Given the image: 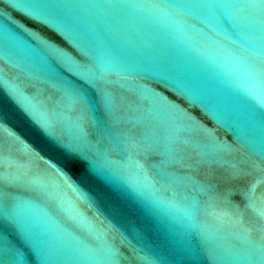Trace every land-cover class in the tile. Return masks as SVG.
<instances>
[{
	"label": "water",
	"instance_id": "water-1",
	"mask_svg": "<svg viewBox=\"0 0 264 264\" xmlns=\"http://www.w3.org/2000/svg\"><path fill=\"white\" fill-rule=\"evenodd\" d=\"M57 32L88 71L47 42L71 52ZM57 65L123 79L136 103L101 117ZM249 72L264 76V0H0V213L38 264H264V235L211 214L189 178L205 169H174L168 151L264 163ZM136 129L158 163L129 146Z\"/></svg>",
	"mask_w": 264,
	"mask_h": 264
},
{
	"label": "snow or ice",
	"instance_id": "snow-or-ice-1",
	"mask_svg": "<svg viewBox=\"0 0 264 264\" xmlns=\"http://www.w3.org/2000/svg\"><path fill=\"white\" fill-rule=\"evenodd\" d=\"M24 17L33 20L29 16ZM58 34L60 35V33ZM64 40L67 41L65 38ZM47 42L63 50L70 59L79 61L84 70L88 71V57L82 55L68 41L72 48L71 52L49 40ZM57 68L62 73L72 75L71 80L78 92L88 103L97 107L101 117H104L105 111L115 113L124 105L136 103L135 95L129 90L123 79H113L110 75H101L89 82L74 76L60 65H57ZM247 75L245 95L252 103L262 107V112H264V106H260L256 100L257 95L264 94V76L253 72H249ZM117 89L121 92L120 97L116 95L115 90ZM262 119H264V114H262ZM129 140V146L134 151L139 150L144 154L141 159L145 163L151 164L160 161L161 157L157 154L155 145L144 138V133L141 130L136 129L135 134L130 136ZM168 151L174 169L177 165L188 172L205 169L202 178L194 179L190 175L189 178L197 188L198 194L204 197L206 208L211 211V214L216 215L214 210L223 205L227 211L222 215L228 216L234 224L241 227L240 237L243 240L251 242L257 234L264 235V191H261V186L264 185V163L257 162L247 152L239 149L226 148L223 152L209 157L189 151L182 143L173 142L168 145ZM233 156L238 158L236 162L229 159ZM217 167L224 170L223 175H217ZM11 191L12 189L8 188L0 191V195ZM236 196L240 197L239 202H234ZM16 227L10 213H0V242H4V246H0V264H38L32 250L26 246L23 240L17 239L14 235ZM8 241L15 243L14 245L7 244ZM9 248L14 250L9 252ZM122 251L125 252L126 249H122ZM126 259L138 262L133 251L126 256Z\"/></svg>",
	"mask_w": 264,
	"mask_h": 264
}]
</instances>
